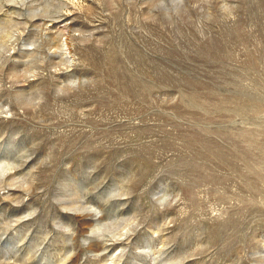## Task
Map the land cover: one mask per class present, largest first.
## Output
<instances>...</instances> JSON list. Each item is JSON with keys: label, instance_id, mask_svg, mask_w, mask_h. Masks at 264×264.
I'll return each mask as SVG.
<instances>
[{"label": "rangeland", "instance_id": "rangeland-1", "mask_svg": "<svg viewBox=\"0 0 264 264\" xmlns=\"http://www.w3.org/2000/svg\"><path fill=\"white\" fill-rule=\"evenodd\" d=\"M0 264H264V0H0Z\"/></svg>", "mask_w": 264, "mask_h": 264}, {"label": "bare ground", "instance_id": "bare-ground-1", "mask_svg": "<svg viewBox=\"0 0 264 264\" xmlns=\"http://www.w3.org/2000/svg\"><path fill=\"white\" fill-rule=\"evenodd\" d=\"M34 15H37V14H34ZM34 15H32V16H34ZM63 15L60 13V15H57V17H54V18H52L51 20H49L50 21V23L52 22V20L53 19H55V18H61ZM53 17V16H52ZM40 25H41V23H40ZM49 25H51V24H49ZM52 27H54V24H52L51 25ZM46 27V26H45ZM44 27V28H45ZM63 27H65V26H63ZM47 29H50V30H45V32L43 33V35H45L46 36V38H42L41 39V42H42V40L44 41V42H49V43H52V40L54 39V38H58L59 37V35L62 33L60 30L59 31H57V33L56 34H51L52 33V28H47ZM17 31V30H16ZM48 33H50V31H51V35L50 34H48ZM65 32V31H64ZM19 33V32H18ZM12 35H14L13 33H11V35L9 36V37H12ZM52 35H53V37H52ZM55 35V36H54ZM61 36V35H60ZM21 37V34H18L17 36H16V38L14 39V41L15 40H18L19 38ZM14 38V37H13ZM33 43V42H32ZM31 43V44H32ZM40 43H38L37 45H36V47L35 48H33V49H31V51H28L30 54L31 53H33L34 51H36L38 48H39V45ZM34 45V44H33ZM58 47L62 50V51H64V50H66L67 51V49H68V47H67V41H66V38H65V41H60L59 40V42H58ZM64 53V52H63ZM67 53H69V52H67ZM98 224V223H97ZM98 229V228H97ZM98 231H99V229H98Z\"/></svg>", "mask_w": 264, "mask_h": 264}]
</instances>
